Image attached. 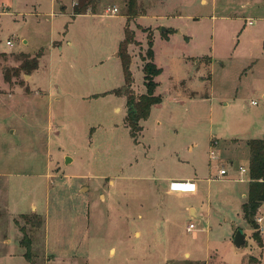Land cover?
Wrapping results in <instances>:
<instances>
[{"label": "rangeland", "instance_id": "rangeland-1", "mask_svg": "<svg viewBox=\"0 0 264 264\" xmlns=\"http://www.w3.org/2000/svg\"><path fill=\"white\" fill-rule=\"evenodd\" d=\"M128 1L74 15L77 0H0V264H264V206L260 243L240 169L264 138V0H138L132 89L146 92L151 33L162 102L136 138L114 92ZM23 54L38 68L20 69ZM178 172L215 181L179 202L164 180Z\"/></svg>", "mask_w": 264, "mask_h": 264}, {"label": "trees", "instance_id": "trees-1", "mask_svg": "<svg viewBox=\"0 0 264 264\" xmlns=\"http://www.w3.org/2000/svg\"><path fill=\"white\" fill-rule=\"evenodd\" d=\"M100 0H77V5L73 8L74 15L87 14L89 11L95 12L97 4ZM143 15L140 11V5L138 0H129L127 3L128 25L125 27V37L120 42L119 46V57L122 58L125 85L124 88H118L114 92L118 95H124L126 97L127 105V124L131 130V134L136 138L141 133L143 126L141 121L146 120L151 113V109L154 105L162 102V95L156 94L157 87L159 85L156 78L162 72L155 63L154 56V38L153 34L148 35V51L147 56L143 55L144 61V81L146 86V92L141 95H136L132 89L134 82L133 73L131 70L132 56L128 49L130 44L134 41L135 33L130 29V20ZM25 58H22L20 69L31 71L38 68V58L33 57L31 60L30 56L23 54ZM5 73V80L10 81V76ZM249 147V190L246 198V202L243 204V210L245 219L251 224L254 231V238L262 243L261 233L259 231V225L256 222V215L259 208L264 203V138L263 139H250L247 142ZM22 244L28 248V251L32 247V242L28 239L25 243L24 239L21 241ZM28 251L25 252V256L30 259Z\"/></svg>", "mask_w": 264, "mask_h": 264}, {"label": "crops", "instance_id": "crops-1", "mask_svg": "<svg viewBox=\"0 0 264 264\" xmlns=\"http://www.w3.org/2000/svg\"><path fill=\"white\" fill-rule=\"evenodd\" d=\"M116 6V5H115ZM141 17V16H140ZM126 24V22L124 23ZM157 91H158V87H157ZM253 104V103H252ZM157 105V104H156ZM249 139H253V138H248L247 141ZM257 139V138H254ZM261 139V138H260ZM190 149L192 148V145L190 144ZM231 167H234V161L230 162ZM243 166V165H241ZM228 173V172H227ZM226 173V174H227ZM248 175V174H247ZM219 176V175H218ZM249 177V176H248ZM178 179H190L196 182L197 184V191L194 193H172L170 192V183L174 180H178ZM219 179H223V178H219ZM164 180L166 181V185H165V192L168 195H174L177 200L179 202H181L182 200H190V199H198L201 193V189H202V182L203 181H208L209 183H211L212 181H215L211 178H201V177H193L191 175H186V174H182L180 172L173 174L172 176H170L169 178H164ZM249 178L246 179L247 181V188H245V191L242 193V197L247 198V194H248V190H249ZM198 197V198H197ZM209 197V196H208ZM264 206V203L262 204L261 208ZM175 209V212L178 214V216L181 217H186L189 219V223L191 221L192 218H197L198 217V210L196 208V206L193 205H185L184 203L181 205H178ZM188 227V226H187Z\"/></svg>", "mask_w": 264, "mask_h": 264}, {"label": "built area", "instance_id": "built-area-1", "mask_svg": "<svg viewBox=\"0 0 264 264\" xmlns=\"http://www.w3.org/2000/svg\"><path fill=\"white\" fill-rule=\"evenodd\" d=\"M107 14H115L119 11L118 7H108L106 10ZM7 44L9 46H13V42L8 41ZM253 104H257V101H252ZM219 158V155L215 152V150H211V159L212 160H217ZM242 174L247 175L248 170L244 166L240 167ZM227 170L226 169H221L220 170V175H226ZM197 191V184L195 181L190 180V179H178L174 180L170 183V192L172 193H194ZM258 221L261 223L263 221L262 217L258 218ZM196 224L194 222H190V224L187 227V230L189 232L195 230Z\"/></svg>", "mask_w": 264, "mask_h": 264}, {"label": "water", "instance_id": "water-1", "mask_svg": "<svg viewBox=\"0 0 264 264\" xmlns=\"http://www.w3.org/2000/svg\"><path fill=\"white\" fill-rule=\"evenodd\" d=\"M163 30H166V28H164ZM116 56H119V54L117 53ZM69 162H71V158L67 157L66 163H69ZM233 242L237 248H242L247 243V236L243 230L239 229L236 232Z\"/></svg>", "mask_w": 264, "mask_h": 264}]
</instances>
